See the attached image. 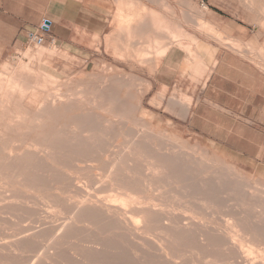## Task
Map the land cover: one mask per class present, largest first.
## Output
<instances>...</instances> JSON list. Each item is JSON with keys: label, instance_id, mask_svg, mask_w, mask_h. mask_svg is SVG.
Returning a JSON list of instances; mask_svg holds the SVG:
<instances>
[{"label": "rangeland", "instance_id": "374dc122", "mask_svg": "<svg viewBox=\"0 0 264 264\" xmlns=\"http://www.w3.org/2000/svg\"><path fill=\"white\" fill-rule=\"evenodd\" d=\"M150 2L152 8L166 11L171 21L173 19L179 21L184 26V29L191 34L198 35V32L206 30L207 21L212 19V15H217L216 17L226 22L231 21L235 25L232 27L231 45H235L236 41L241 42L243 47L252 51V58L260 66L264 67V0H150ZM102 3L104 5L108 4L105 9L109 11L112 5L111 0H103ZM119 4L120 6H124L123 10H126L128 5L127 0H120ZM135 6L137 7V5ZM218 9L222 12L218 13ZM240 20L246 22L247 31L245 35H239L235 30ZM158 24V20L152 17L150 24L147 25L148 28L145 27L146 25H143L144 28L141 27V29L131 34L135 46L129 52H136L135 55L115 57L110 47L109 49L103 48L99 49L97 56H94L95 53L90 57L72 56L69 69L66 67L62 69L63 66L57 71L50 69L51 66L42 61V58L46 55L42 47L26 46L18 49L16 52L0 57V110H2L0 111V160L8 152L23 154L26 147L34 148L43 145L45 147L48 144L45 142L59 132L62 134V138L67 140L66 144H68L67 147L69 149L66 152V156L58 157L55 162L51 161V159L40 160L38 157H33V155H25L22 158H18L21 162L25 161V159H30L27 172L30 176L29 178L32 179H28L27 183H19L13 177L11 179L4 178L1 181L0 177V199L5 200H2L3 203L1 202L0 204L7 205L8 211V213H3L0 217V222L2 221L0 224L3 223V225H0L2 226L0 227V239H3L4 243L5 241L8 242L3 236L10 235V237L19 241L24 247L22 251H16L18 259H13L15 262L11 261V259H0V264L1 262L2 264H15L16 262V264H22L23 262H25L23 264H42L46 260L47 263L45 264H57L56 262L64 264L63 262L67 259H70V263L67 260L65 264L67 262L73 264L71 260L75 262L74 264H96L97 262V264H100L102 261V264H117L118 261V264H128L130 261L129 264H194V262L197 264H241V262L243 264L245 262L244 264H247L245 259H255L256 257L258 261H261V264H264V253H261L264 252V183L256 175L253 168L246 166L227 153L214 150L206 141L194 136L186 128V125L175 117L180 116L184 110L181 101L185 97L181 95L185 91L188 92V81L180 80L178 87H175V89L170 87L167 93H164L158 84V79L156 80L158 75L154 77L152 74H149V68H145L149 64L145 65L144 63V61H151L150 65L153 67L155 62L160 58V56L149 54V52L156 51L160 42ZM172 26L170 24L167 25L168 28ZM167 35L169 38V30ZM127 43V34L124 32L117 42L119 50L127 51ZM187 43L188 56L186 62L188 66L186 64L183 65L184 69L195 71L200 76L205 75L208 66L202 62V58L207 56V59H210L209 55L206 54L210 50L201 47L197 48L191 40H188ZM137 53H141V55ZM59 63L61 64V62ZM29 69L32 70V73L29 72L31 71ZM11 76L15 77L11 78ZM6 79L7 81H5ZM9 80L10 83L12 82V85H8ZM13 81L16 83L14 84ZM6 82L7 85H5ZM41 82H45V84ZM42 85L45 87L43 88ZM3 89H7V91L11 89V91H6L7 93L4 91L3 93ZM30 91H34V93L31 94ZM36 91H39L40 94L39 92L35 93ZM48 92L53 93L49 95ZM34 94H36L37 98L35 96L32 97ZM54 95H57L58 98ZM35 99H38V104L35 102ZM23 109L26 110L24 111ZM35 113L38 115H34ZM29 123L30 125H28ZM39 131L45 132L44 140H41L35 134ZM93 132L95 137L92 140L84 138L85 134ZM25 133L27 134L25 135ZM79 136L80 140H78ZM76 141H78L77 144H75ZM133 153L137 155L134 156ZM154 155L157 158H153ZM157 155H162V157H158ZM159 160L161 164L166 165L165 167L171 166L176 162H181L179 168L187 174L173 176L164 173L162 176L163 181L158 184L155 181L156 176L154 175V169L157 168L152 166L151 162H159ZM109 164L114 165L115 170H117L115 174L118 178H124L121 171L126 169L125 171L131 172L129 173L130 175H141V177L149 180L147 184L150 188L137 192L135 196H141L152 204L158 202L155 200V196H161L164 206H157L158 209L162 208L163 211L183 215L194 212L193 216L196 219L197 227L203 226L212 229L217 227V232L219 230L227 232L229 237H226V239L219 237L211 239V242L216 239L213 243L219 242L225 244L223 250L216 253L212 252L215 259L203 258L207 252L202 251L195 245L199 241L184 239V241L180 240L181 245L179 250L174 249L172 251L174 256H168L171 258L170 260L162 255L163 252L154 241L138 240L143 244L140 248V245L136 244L133 240L131 242L133 238L131 232H125V235L119 234L121 233L120 231L124 232V230L121 229L119 231L118 228H113V225L107 224L106 218L108 216L97 209L96 206L88 205L90 201L101 206L104 203H110V198L113 194L110 191V181L114 176L109 175ZM147 169L150 170L148 171ZM145 172H147L146 176L144 175ZM190 176H193L198 181L201 180L203 188L194 192L186 191L184 180L186 177L190 178ZM33 178L35 182L31 181ZM55 178H57L56 181ZM174 178H177V180ZM210 178L214 180L212 182L213 185L217 183L223 188L222 192L219 191L220 189H210L207 187ZM4 181L7 184H4ZM158 185L168 187L157 189ZM5 190H10L11 192L9 193L16 196L14 195L13 199L3 198L7 195ZM107 190L110 192L108 193ZM53 194L57 197L53 196ZM185 195L196 198L195 201L197 203L200 202L199 197L216 199L215 197L220 196L221 198L216 199L217 202L208 207L209 209L207 210L212 212V215H209L205 212L206 208L201 205L176 206L178 203L185 202ZM42 198L48 200L49 203L51 199H54L58 208L56 204L52 208H47L42 204L40 206L39 199L41 200ZM81 198L82 200L84 198V200L82 201ZM72 204H74L75 210ZM80 205H84L85 207L81 209L76 208V206ZM182 208H186V211L182 210ZM110 209L114 208L111 207ZM187 211L188 213H185ZM56 213L59 215H56ZM235 213H239L240 215L241 237H234L231 231V228H235V225L229 216H233L234 214L238 217ZM65 214L69 217L65 216ZM225 216L228 219L224 218ZM70 218L72 219L70 220ZM36 223L37 225H35ZM95 232H100L99 236L96 237ZM151 232L158 234L160 230L155 227ZM38 234L40 235L38 236ZM70 236H74L75 238H71ZM41 238L44 240L42 241L44 249L39 248L40 252V250L35 249V246L42 247L41 242H39L42 240ZM92 238L104 243L107 250L93 253V250H86L80 246L81 243L85 244L91 241ZM51 239L52 241L50 242ZM69 239H72V241L69 242ZM113 240H116V242H113ZM240 240L243 243H240ZM76 241L78 242L76 243ZM226 242L231 244L228 245ZM4 243L2 242L0 245H4ZM232 243L236 245V248L229 249L230 246H233ZM52 247L59 251L55 254L53 250L56 249ZM27 248H30V251ZM73 248L83 257L84 251H91L84 257H89V259L76 260L72 258V253L75 252ZM60 249L64 250L60 251ZM83 249L85 250L83 251ZM36 250L38 252H35ZM3 251L8 252L5 249ZM31 251L34 252L30 255ZM232 251H235V254H232ZM46 252L49 255L44 257L47 254ZM59 252H65V257ZM247 252L252 253L248 254ZM26 253L27 256H25ZM219 253L221 254L220 257ZM237 253L239 254L237 255L238 258H235ZM3 255L7 257L6 254ZM131 255H137L136 259ZM186 255L191 257L188 258ZM49 256L52 259H49ZM60 256L61 258H59ZM56 258L57 260H55ZM96 258H98V261H96ZM173 258L176 259L172 260ZM94 259L96 262H94ZM227 259L229 260L227 261Z\"/></svg>", "mask_w": 264, "mask_h": 264}, {"label": "crops", "instance_id": "0c3cea01", "mask_svg": "<svg viewBox=\"0 0 264 264\" xmlns=\"http://www.w3.org/2000/svg\"><path fill=\"white\" fill-rule=\"evenodd\" d=\"M119 1L111 0L108 11L103 0H0V57L26 46L42 47L46 52L42 61L57 71L61 66L69 69L72 56H97L103 48L110 47L115 57L135 55L129 52L135 46L131 34L147 27L153 17L159 23L160 42L149 54L160 58L153 67L151 61H144L149 64L145 68L154 77L158 75L164 93L178 87L180 80L188 81V92L181 95L184 110L175 117L214 150L253 168L264 183V67L241 42L231 45L235 25L212 15L206 30L191 34L179 21H171L166 11L152 8L150 0H127L126 10ZM44 21L49 22L48 34L40 46H34L29 35ZM168 24L173 26L168 28ZM235 30L245 35L246 22L240 20ZM124 32L125 52L117 45ZM49 37L54 38L53 43ZM188 40L197 48L210 50L206 53L210 59L202 58L208 66L205 75L183 67L188 66Z\"/></svg>", "mask_w": 264, "mask_h": 264}, {"label": "bare ground", "instance_id": "6f19581e", "mask_svg": "<svg viewBox=\"0 0 264 264\" xmlns=\"http://www.w3.org/2000/svg\"><path fill=\"white\" fill-rule=\"evenodd\" d=\"M161 51H163L162 49H161ZM160 53H162V52H160ZM137 55V54H136ZM162 55V54H161ZM129 58V57H128ZM21 67V66H20ZM25 67V66H24ZM27 68H29L28 66H27ZM26 69V68H25ZM25 69H24V71H25ZM18 70V69H17ZM20 70V69H19ZM22 70V69H21ZM29 70H31V69H29ZM13 71V70H12ZM29 72H31L32 73V70L31 71H29ZM21 73V72H20ZM25 73V72H24ZM28 73V72H27ZM14 74V73H13ZM9 75V74H8ZM10 75H11V72H10ZM42 75V74H41ZM38 76V75H37ZM13 77H15V76H13ZM12 76H11V78H13ZM32 77V76H31ZM10 78V77H9ZM10 78V79H11ZM16 78H17V76H16ZM30 78V77H29ZM33 78H35V77H33ZM8 79V78H7ZM7 79L5 80V81H7ZM15 79V78H14ZM18 79H19V77H18ZM31 79V78H30ZM36 79V78H35ZM41 79V78H40ZM11 80H13V79H11ZM17 80V79H16ZM16 80H14V81H16ZM20 80V79H19ZM25 80H27V79H25ZM29 80V79H28ZM37 80V79H36ZM13 81V83L15 84L16 82H14ZM41 81H43V80H41ZM27 82H29V81H27ZM41 83H44L45 84V82H41ZM41 83H39V84H41ZM5 84V83H4ZM9 84H11L12 85V82L10 83V80H9V83H8V85ZM14 84H13V87H14ZM32 84V83H31ZM5 85H7V82H6V84ZM4 85V86H5ZM27 85H28V83H27ZM26 85V86H27ZM36 85V84H35ZM37 86V85H36ZM43 86V85H42ZM45 86H43V88H44ZM5 88V87H4ZM8 88H9V86H8ZM7 88V89H8ZM11 88V87H10ZM15 88H17V87H15ZM27 88H29V87H27ZM7 89L6 90H4L3 89V93H4V91H5V93H7L8 91H11V89H13V88H11V89H9L8 91H7ZM46 89V88H45ZM7 91V92H6ZM40 91V90H39ZM39 91H36L35 93H37V92H39ZM27 92V91H26ZM31 92V94L32 93H34V91L32 92V91H30ZM78 92V91H77ZM3 93H1V94H3ZM45 93V92H44ZM51 93V92H50ZM50 93L48 92V94L50 95ZM53 93V92H52ZM51 93V94H52ZM39 94H40V92H39ZM48 94H47V96H48ZM54 94H56V93H54ZM62 94V93H61ZM80 94V93H79ZM83 94V93H82ZM7 95V94H6ZM13 95V94H12ZM12 95H11V97H12ZM20 95V94H19ZM26 95V94H25ZM30 95V94H29ZM36 94H34L32 97H34ZM78 95V94H77ZM8 96V95H7ZM6 96V97H7ZM23 96V95H22ZM55 96V95H54ZM2 97V96H1ZM5 97V99H7ZM31 97V98H32ZM36 98H37V96H35ZM49 98H50V96H48ZM56 98H58L57 97V95L55 96ZM54 97V98H55ZM60 97V96H59ZM24 98V97H23ZM61 98H63V97H61ZM60 98V99H61ZM78 98V97H77ZM29 99V98H28ZM52 99V98H51ZM59 99V100H60ZM64 99V98H63ZM3 100H4V98H3ZM36 101L35 102H37V104H38V99H35ZM41 100V99H40ZM44 100H46V99H44ZM72 100V99H71ZM79 100V99H78ZM34 101V100H33ZM80 101V100H79ZM8 102V101H7ZM7 102H5L6 104H7ZM54 102V101H53ZM52 102V103H53ZM30 103H31V101H30ZM41 103V102H40ZM39 103V104H40ZM74 103H76V101H74ZM2 104H3V101H2ZM42 104V103H41ZM79 104H81V103H79ZM16 105H18V104H16ZM32 105V104H31ZM76 105H78V104H76ZM75 105V106H76ZM1 106V105H0ZM14 106V105H13ZM22 106V105H21ZM80 106V105H79ZM2 107H4V106H2ZM16 107V106H15ZM20 108V107H19ZM17 109V108H16ZM49 109V108H48ZM70 109V108H69ZM73 109V108H72ZM24 110V109H23ZM26 110V109H25ZM24 110V111H25ZM37 110H39V109H37ZM0 111H2V110H0ZM40 111H41V109H40ZM21 113V112H20ZM78 113V112H77ZM131 113V112H130ZM1 114V113H0ZM3 114V113H2ZM11 114V113H10ZM16 114V113H15ZM27 114V113H26ZM33 114V113H32ZM37 113H35L34 115H36ZM69 114V113H68ZM38 115V114H37ZM40 115V114H39ZM1 116V115H0ZM16 116H18V115H16ZM41 117V116H40ZM13 118H14V116H13ZM18 118V117H17ZM16 118V119H17ZM36 118V117H35ZM68 118V117H67ZM9 119V118H8ZM39 119V118H38ZM11 120V119H10ZM47 120V119H46ZM33 121V120H32ZM36 121H38V120H36ZM9 122H11V121H9ZM31 122V121H30ZM26 125V124H25ZM28 125H30V123L28 124ZM34 125H36V124H34ZM20 126V125H19ZM49 126V125H48ZM3 128V127H2ZM26 128V127H25ZM29 128V127H28ZM75 128V127H74ZM18 129H19V127H18ZM56 129V128H55ZM23 130V129H22ZM26 130V129H25ZM74 132V131H73ZM81 133V132H80ZM27 133H25V135H26ZM36 135H38L40 138H41V140H44L45 139V132H41V131H39V132H37V133H35ZM82 134V133H81ZM25 137V136H24ZM95 137V134H94V132L93 133H88V134H85L84 135V138H88L87 140H92L93 138ZM40 138H38V139H40ZM82 139V138H81ZM15 140V139H14ZM78 140H80V136H79V139ZM74 141V140H73ZM110 141H111V139H110ZM77 142L78 141H76L75 142V144H77ZM18 143V142H17ZM22 143V142H21ZM45 143H48L47 144V146H45L44 147V145L43 146H37V147H34V148H28V147H26L25 149H24V151H23V154H19V153H15V154H12L11 152H8V154L2 159V160H0V177H1V181H3V179L4 178H8V179H11L12 177L13 178H16V181H18L19 183L20 182H22V183H27L28 182V179H32V178H29L30 176L28 175V172H27V170L29 169V164L30 163H28L29 161H30V159H25V161H23V162H21L18 158H22L23 156H25V155H33V157L35 156V157H38L40 160H47V159H51V161H56L57 160V158L58 157H60V156H66L67 155V151L69 150L68 149V147H67V145L68 144H66L67 143V140L66 139H64V138H62V134H60V132L57 134V135H55V136H53V137H51L48 141H46ZM13 144V143H12ZM31 144V143H30ZM185 144V143H184ZM17 146V145H16ZM26 146V145H25ZM93 146V145H92ZM130 146V145H129ZM11 147V146H10ZM14 147V146H13ZM9 148V147H8ZM10 149V148H9ZM98 149V148H97ZM99 150V149H98ZM145 152V151H144ZM88 153V152H87ZM131 154V153H130ZM134 154V153H133ZM132 154V155H133ZM157 154V153H156ZM137 155V154H136ZM135 154H134V156H136ZM116 156V155H115ZM147 156V155H146ZM158 156V155H157ZM159 156H161L162 157V155H159ZM158 156V157H159ZM74 157V156H73ZM101 157V156H100ZM104 157V156H103ZM102 157V158H103ZM127 157H128V155H127ZM126 156H125V158H127ZM141 157V156H140ZM37 158V159H38ZM76 158V157H75ZM81 158H83V157H81ZM108 158V157H107ZM114 158V157H113ZM117 158V157H116ZM135 158V157H134ZM153 158H157L156 157V155H154L153 156ZM103 159H105V158H103ZM97 160V159H96ZM147 160V159H146ZM172 160V159H171ZM89 161V160H88ZM93 162V161H92ZM95 163H96V161H94ZM153 162V161H152ZM151 162V165L152 166H155L157 169H154V175L156 176V179H155V181L158 183V184H160L163 180V178H162V176L164 175V173H167L168 175H173V176H176V175H181V174H187L186 172H183V171H181V169L179 168L180 167V165H181V162H176V163H174V164H172L171 166H168V167H165L166 165H163V164H161L160 163V160H159V162H153L152 163ZM48 164H50L49 162H47ZM87 163V162H86ZM112 163V162H111ZM38 164V163H37ZM59 164V163H58ZM80 164V163H79ZM84 164V163H83ZM82 164V165H83ZM89 164V163H88ZM104 164V163H103ZM114 164V163H113ZM113 164H109L108 165V170H109V175L111 174L112 176H114V178H112L111 179V181H110V191L111 192H113V194L111 195V198H110V203L108 204V203H104V205L103 206H101L100 204L98 205V204H96L95 202H93V200H92V202L93 203H91V201H90V203H88V205H94V206H96V208L97 209H99V210H101L103 213H105L108 217L106 218V223L108 224H111V225H113L112 227L113 228H118V230L120 231L121 229H123L124 230V232L123 231H120L121 233H119V234H121V235H125V232H131V235L133 236V238L131 239V242H132V240L136 243V244H138V245H140V248H141V246H143V244L140 242V241H138V240H141V241H145V240H151V241H154V243L157 245V247L163 252L162 253V255L167 259V258H169L170 260H171V258L170 257H168V256H174L173 254L174 253H172V251L174 250V249H178L179 250V248H180V245H181V242H180V240H182V241H184V239H186V240H189V241H199V243H197V244H195L199 249H201L202 251H206L207 252V254L206 255H204V257L203 258H207V259H215L214 258V256H213V254H212V252H214V253H216V252H220L221 250H223V246L225 245V244H222V243H219V242H216V243H213L214 241H216V239H214V241L213 242H211V239H213V238H217V237H219V238H223V239H226V237H229V235L227 234V232H225L224 230H219V232H217V227L215 228V229H212V228H207V227H203V226H201V227H197L196 226V219H195V217L193 216V214H194V212H191V213H189L188 215H186V214H172V213H169L168 211L166 212V211H163L162 210V208H160V209H158L157 208V206L159 207V206H164V201L162 200V198H161V196H155L154 198H155V200L156 201H158L157 203H150V202H147L146 200H145V198H142L141 196H135V194L137 193V192H139V191H144V190H146V189H149L150 187L148 186V182H149V180L148 179H146V178H143V177H141V175H135V174H132V175H130L129 173H131V172H127V171H125L126 169H124V171L122 170L121 172L123 173V175H124V178H118L117 176H116V174H115V172H117V170H115V168H114V165ZM185 164V163H184ZM98 165V164H97ZM131 165V164H130ZM149 165V164H148ZM35 166V165H34ZM136 166H137V164H136ZM147 166V165H146ZM146 166H145V168H146ZM183 166V165H182ZM67 167V166H66ZM70 167V166H69ZM127 167V166H126ZM125 167V168H126ZM76 168V167H75ZM86 168V167H85ZM123 168V167H122ZM147 168H148V166H147ZM150 168V167H149ZM80 169V168H79ZM192 169V168H191ZM43 170V169H42ZM129 170V169H128ZM148 170V169H147ZM150 170V169H149ZM148 170V171H149ZM105 171V170H104ZM74 172H75V170H74ZM77 172V171H76ZM119 172V171H118ZM88 173V172H87ZM91 173H93V172H91ZM106 174V173H105ZM146 174H147V172H145V176H146ZM151 174H152V172H151ZM205 174V173H204ZM80 175V174H79ZM83 175V174H82ZM103 176V175H102ZM205 176V175H204ZM35 177H37V175H35ZM104 177H105V175H104ZM103 177V178H104ZM175 180H177V178H174ZM57 180V178H55V181ZM210 180V182L207 184V187L208 188H210V189H217V190H219L220 192H222L221 190H223V188L221 187V186H219L217 183L215 184V185H213L212 184V182L214 181L213 179H209ZM32 182H35V179L33 178V180H31ZM98 181H99V179H98ZM100 181H102V180H100ZM30 182V181H29ZM59 182V181H58ZM104 182V181H103ZM179 182H181V181H179ZM218 182V181H217ZM173 183V182H172ZM4 184H7V182H5L4 181ZM82 184V183H81ZM97 184V183H96ZM95 184V185H96ZM99 184V183H98ZM101 184H102V182H101ZM184 184L186 185V191H191V192H194V191H197L198 189H202L203 187H202V184H203V182L200 180V181H198L197 179H194V177L193 176H190V178H188V177H186V179L184 180ZM237 184H238V182H237ZM22 185V184H21ZM103 185H105V184H103ZM159 186V185H158ZM157 186V189H161V188H164L165 189V187H168V186H159L158 187ZM182 186V185H181ZM180 186V187H181ZM23 187V186H22ZM25 188V187H24ZM86 188V187H85ZM102 188H103V186H102ZM155 188V187H154ZM87 189V188H86ZM104 190V189H103ZM37 191V190H36ZM57 191V190H56ZM108 191V190H107ZM106 191V192H107ZM110 191H108V193L110 192ZM153 191H155V190H153ZM158 191V190H157ZM160 191V190H159ZM4 192V191H3ZM9 192H11L10 190H5V193L7 194V195H5L3 198H12L13 199V197H14V195L13 194H10ZM65 192V191H64ZM101 193H103V192H101ZM156 193V192H155ZM80 194V193H79ZM87 194V193H86ZM100 194V193H99ZM106 195V194H105ZM16 196V195H15ZM53 196H55V197H57L55 194H53ZM77 196V195H76ZM85 196V195H84ZM177 196V195H176ZM261 196V195H260ZM91 197V196H90ZM96 197V196H95ZM39 198V197H38ZM69 198H71V197H69ZM76 198V197H75ZM94 198V197H93ZM184 198L186 199L185 200V202H183V203H178V204H176V206H179V207H182V206H198V205H201L202 207H205L206 208V214H209V215H212V212H210V211H208L207 209H209L208 207H210L211 205H213V203L214 202H217V200L216 199H220L221 197L220 196H217V197H215L216 199H208V198H200L199 197V199H200V202H196L195 200H196V198H194V197H192V196H189V195H185L184 196ZM24 199V198H23ZM77 199H79V198H77ZM105 199V198H104ZM3 199H0V203L2 202L3 203V201H5V200H3ZM27 200V199H26ZM25 200V201H26ZM81 200H82V198H81ZM80 200V201H81ZM83 200H84V198H83ZM82 200V201H83ZM107 200V199H106ZM10 201V200H9ZM14 201V200H13ZM20 201H21V199H20ZM33 201V200H32ZM35 201V200H34ZM151 201H153V200H151ZM241 201V200H240ZM243 201V200H242ZM14 202H16V201H14ZM28 202V201H27ZM39 204H40V206H41V204L43 205V206H45V207H47V208H52L53 206H55V200L54 199H51L50 200V203H49V201L48 200H45V199H39ZM105 202V201H104ZM108 202V201H107ZM249 202V201H248ZM30 203V202H29ZM36 203V202H35ZM115 203V204H114ZM117 203V204H116ZM30 204H32V203H30ZM81 204V203H80ZM29 205V204H28ZM34 205V204H33ZM37 205V204H36ZM73 205V207H74V204H72ZM78 205H79V203H78ZM167 205V204H166ZM251 205V204H250ZM39 206V205H38ZM56 206H57V204H56ZM254 206V205H253ZM78 207V209H81V208H83V207H85L84 205H80V206H76V208ZM111 207H113L114 209H110ZM40 208V207H39ZM47 208H45V209H47ZM57 208H58V206H57ZM56 208V209H57ZM234 208V207H233ZM42 209V208H41ZM60 209V208H59ZM58 209V210H59ZM168 209V208H167ZM186 209V208H185ZM185 209H183L182 208V210H185ZM191 209V208H190ZM258 209V208H257ZM19 210V209H18ZM62 211H63V209H61ZM74 210H75V207H74ZM111 210H113L112 212H111ZM181 210V209H180ZM198 210V209H197ZM48 211V210H47ZM93 211V210H92ZM114 211L116 212L115 214H114ZM186 211V210H185ZM222 211H223V208H222ZM8 213V211H7V205H2V204H0V217H1V215L3 214V213ZM46 212V211H45ZM78 212V211H77ZM244 212V211H243ZM25 213V212H24ZM55 213V212H54ZM63 213V212H62ZM70 213V212H69ZM184 213V212H183ZM185 213H188V211L187 212H185ZM38 214V213H37ZM46 214V213H45ZM58 213H56V215H57ZM71 214H72V212H71ZM87 214V213H86ZM93 214V213H92ZM223 214H225V212H223ZM238 217H236L234 214H233V216L231 215V216H229L230 217V219L233 221V224L235 225L234 227L235 228H231V231L233 232V236L235 237V236H237V237H241V231H242V227L239 225V224H241L240 223V215H239V213H235ZM40 215H42V214H40ZM44 215V214H43ZM47 215H49V214H47ZM59 215V214H58ZM62 215H64V214H62ZM61 215V216H62ZM75 215H76V213H75ZM81 215H82V213H81ZM243 215H245V214H243ZM18 216V215H17ZM53 216V215H52ZM60 216V218H62ZM65 216H67V214H65ZM88 216V215H87ZM51 217V216H50ZM54 217H55V215H54ZM67 217H69V216H67ZM66 217V218H67ZM73 217V216H72ZM82 217V216H81ZM221 217H223V216H221ZM13 218V217H12ZM75 218V217H74ZM83 218V217H82ZM101 218V217H100ZM224 218H226V216L224 217ZM223 218V219H224ZM43 219V218H42ZM65 219V218H64ZM72 218H70V220H71ZM76 219V218H75ZM226 219H228V218H226ZM225 219V220H226ZM4 220H5V218H4ZM38 220V219H37ZM40 220V219H39ZM57 220V219H56ZM69 220V219H68ZM69 220V221H70ZM184 220V221H183ZM62 221V220H61ZM75 221V220H74ZM89 221V220H88ZM200 221V220H199ZM256 221V220H255ZM2 222V221H1ZM0 222V223H1ZM10 222V221H9ZM51 222V221H50ZM65 222H66V220H65ZM103 222V221H102ZM226 222V221H225ZM227 222H228V220H227ZM243 222H244V220H243ZM256 222H258V221H256ZM26 223V222H25ZM27 223H28V220H27ZM30 223V222H29ZM53 223V222H52ZM64 223V222H63ZM90 223H92V222H90ZM105 223V224H106ZM50 224V223H49ZM62 224V223H61ZM65 224V223H64ZM83 224H86V223H83ZM93 224V223H92ZM211 224V223H210ZM0 225H3V223L2 224H0ZM23 225V224H22ZM35 225H37V223L35 224ZM201 225V224H200ZM57 226V225H56ZM75 226V225H74ZM88 226H90V225H88ZM227 226V225H226ZM0 227H2V226H0ZM4 227V226H3ZM71 227V226H70ZM86 228H87V226H85ZM155 227H157L159 230H160V233H158V234H154V233H152L151 232V230L152 229H154ZM208 227H210V226H208ZM3 229V228H2ZM6 229V228H5ZM55 229H58V228H55ZM54 229V230H55ZM59 229H60V227H59ZM28 230V229H27ZM70 230V229H69ZM74 230V229H73ZM88 230V229H87ZM58 231V230H57ZM75 231V230H74ZM231 231H230V233H231ZM18 232V231H17ZM26 232V231H25ZM28 232V231H27ZM35 232V231H34ZM54 232V231H53ZM55 232H56V230H55ZM59 232V231H58ZM4 233V232H3ZM22 233V232H21ZM51 233V232H50ZM57 233V232H56ZM89 233V232H88ZM93 233H94V231H93ZM100 233V232H99ZM99 233H96L95 232V235H96V237L97 236H99ZM114 233V232H113ZM252 233V232H251ZM58 234V233H57ZM64 234V233H63ZM103 234V233H102ZM115 234V233H114ZM5 235V234H4ZM40 234H38V236H39ZM50 235V234H49ZM52 235V234H51ZM94 235V236H95ZM127 235V234H126ZM247 235V234H246ZM3 236V235H2ZM19 236H20V234H19ZM67 236H68V234H67ZM87 236V235H86ZM90 236V235H89ZM88 236V237H89ZM101 236V235H100ZM108 236H109V234H108ZM112 236V235H111ZM7 237V238H6ZM11 239H9V238ZM44 237H45V234H44ZM50 237V236H49ZM71 237V236H70ZM74 237V236H73ZM73 237H71V238H73ZM118 237V236H117ZM3 238H5V239H7V241L8 242H6L5 241V243H4V241H2L1 239H0V243H4V245L2 244V245H0L1 247H0V259H11V261H14L13 259H15V260H17L18 259V256H17V250H19V251H22L23 249H24V247H23V245H21L20 243H19V241H16L15 239H13L12 237H10V235L8 236V235H6V236H3ZM33 238V237H32ZM75 238V237H74ZM104 238V237H103ZM110 238V237H109ZM247 238H248V236H247ZM9 239V240H8ZM21 239V238H20ZM24 239V238H23ZM40 239V238H39ZM42 240H40L39 242H41V244H42V241H44L43 240V238H41ZM50 239V238H49ZM53 239V238H52ZM52 239L50 240V242L52 241ZM61 239V238H60ZM67 239V238H66ZM232 239V238H231ZM75 240V239H74ZM109 240H111V239H109ZM55 241V240H54ZM70 241H72V239L70 240L69 239V242ZM102 241V240H101ZM116 242V240H113V242ZM227 241V240H226ZM34 242V241H33ZM38 241H37V243H39ZM45 242H47V241H45ZM78 241H76V243H77ZM35 243V242H34ZM72 243V242H71ZM227 243V242H226ZM240 243H243V241L241 242V240H240ZM28 244V243H27ZM36 244V243H35ZM40 244V245H41ZM44 244V243H43ZM41 245L42 247H36L35 245V249H38V250H40L39 248H42V249H44L43 248V246L44 245ZM56 244V243H55ZM75 244V243H74ZM228 244V243H227ZM226 244V245H227ZM231 244V243H230ZM230 244H228V245H230ZM248 244V243H247ZM39 245V246H40ZM62 245V244H61ZM105 244L104 243H102V242H100V241H97V240H95V238H92V240L91 241H89V242H87V243H81L80 244V246L81 247H83V248H85L86 250L88 249V250H93L92 252L93 253H95V252H98V251H105V250H107V248H106V246H104ZM115 245V244H114ZM121 245V244H120ZM130 245V244H129ZM147 245V244H146ZM232 245L233 246H230L229 247V249L230 248H232L233 249V247H235L236 248V245H234V243H232ZM28 246H29V244H28ZM50 246V245H49ZM55 246H57V245H55ZM59 246V245H58ZM73 246V245H72ZM250 246V245H249ZM262 246V245H261ZM31 247V246H30ZM59 247H61V246H59ZM245 247V246H244ZM244 247H242V248H244ZM252 247V246H251ZM34 248V247H33ZM52 248H54V247H52ZM146 248V247H145ZM150 248V247H149ZM156 248V247H155ZM227 248H228V246H227ZM234 248V249H235ZM248 248V247H247ZM3 249H5V250H7L8 252H4L3 251ZM27 249H29V251H30V248H27ZM34 249V250H35ZM46 249V248H45ZM54 249H56V248H54ZM85 249H83V251L85 250ZM126 249V248H125ZM147 249V248H146ZM250 249V248H249ZM47 250V249H46ZM45 250V251H46ZM61 250H64V249H60V251ZM69 250V249H68ZM73 250H74V248H73ZM187 250V249H186ZM196 250V249H195ZM198 250V249H197ZM258 250V249H257ZM3 251V252H2ZM27 251V250H26ZM48 251H49V249H48ZM53 251H55V254L57 253V251H59L58 249H56V250H53ZM75 251V250H74ZM109 251V250H108ZM107 251V252H108ZM149 251V250H148ZM183 251V250H182ZM235 251H237V250H235ZM235 251H232L231 253L232 254H235L234 252ZM242 251V250H241ZM247 251V250H246ZM259 251V250H258ZM24 252V251H23ZM32 252H34V251H31V253H30V255L32 254ZM35 252H38L37 250L35 251ZM40 252H41V250H40ZM39 252V253H40ZM70 252H72V251H70ZM81 252V251H80ZM88 252H91V251H88ZM88 252H85L84 251V257H85V255H88ZM138 252V251H137ZM184 252V251H183ZM226 252V251H225ZM227 252H229V251H227ZM27 253H28V251H27ZM27 253H26V255L25 256H27ZM43 253H45V252H43ZM42 253V254H43ZM47 253V252H46ZM50 253V252H49ZM59 253H61V252H59ZM65 252H63V253H61V254H63L64 255V257H65V254H64ZM87 253V254H86ZM111 253H112V251H111ZM154 253V252H153ZM248 253V252H247ZM250 253V252H249ZM248 253V254H249ZM252 253V252H251ZM250 253V254H251ZM259 253H260V251H259ZM261 253H264V252H261ZM3 254H6L7 255V257H4V255ZM20 254V253H19ZM23 254V253H22ZM29 254V253H28ZM54 254V253H53ZM60 254V255H61ZM67 254V253H66ZM121 254V253H120ZM130 254V253H129ZM179 254V253H178ZM185 254V253H184ZM38 255V254H37ZM36 255V256H37ZM46 255H49L48 253L47 254H45L44 255V257L46 256ZM50 255H52V254H50ZM57 255H59V254H57ZM68 255V254H67ZM94 255V254H93ZM119 255V254H118ZM117 255V256H118ZM159 255V254H158ZM201 255V254H200ZM237 255H239L238 253L236 254V256H235V258L237 257ZM253 255V254H252ZM19 256H21V255H19ZM22 256H24V255H22ZM53 256V255H52ZM72 258H74V259H76V260H78V259H89V257L88 258H84L82 255L80 256V254L79 253H77L76 251L74 252V253H72ZM112 256V255H111ZM133 258H135L136 259V257H137V255H131ZM196 256V255H195ZM202 256V255H201ZM221 256V254L219 253V257ZM247 256V255H246ZM94 257V256H93ZM120 257V256H119ZM157 257V256H156ZM186 257H188L187 255H186ZM191 257V256H190ZM190 257H188V258H190ZM240 257V256H239ZM17 258V259H16ZM21 258V257H20ZM25 258V257H24ZM28 258V257H27ZM27 258H26V260H27ZM32 258H33V256H32ZM49 259L51 258L52 259V257L51 256H49L48 257ZM54 258V257H53ZM59 258H61V256L59 257ZM92 258V257H91ZM154 258V257H153ZM178 258V257H177ZM197 258H198V256H197ZM238 258V257H237ZM257 258V257H256ZM254 259V258H250V259H245V261L247 262V264H261V261H258L257 259ZM29 259V258H28ZM38 259V258H37ZM47 259V258H46ZM65 260H66V258H64ZM176 259V258H175ZM174 258L172 259V260H175ZM192 259V258H191ZM20 260V259H19ZM39 260H41L40 258H39ZM55 260H57V258L55 259ZM68 260V262L70 263V259H67ZM66 260V261H67ZM91 260V259H90ZM100 260V259H99ZM113 260V259H112ZM125 260V259H124ZM229 259H227V261H228ZM66 261H64L63 263L65 264V262ZM72 262L71 263H75V262H73V260H71ZM85 261V260H84ZM89 261V260H88ZM87 261V262H88ZM93 261V260H92ZM96 261H98V258H96ZM95 261V259H94V262H96ZM139 261V260H138ZM142 261V260H141ZM177 261H178V259H177ZM187 261V260H186ZM192 261V260H191ZM15 262V261H14ZM18 262H20V261H18ZM37 262H39V261H37ZM56 262V261H55ZM67 262V263H68ZM91 262V261H90ZM101 262V261H100ZM112 262V261H111ZM116 262V261H115ZM119 262V261H118ZM118 262H117V264H118ZM121 262V261H120ZM131 262V261H130ZM129 262V263H130ZM134 262V261H133ZM176 262V261H175ZM188 262V261H187ZM232 262V261H231ZM5 263V262H4ZM17 263V262H16ZM15 263V264H16ZM22 263V262H21ZM23 263H25V262H23ZM22 263V264H23ZM28 263V262H27ZM40 263V262H39ZM45 263H47V260H46V262L44 261L42 264H45ZM57 264L59 263V262H56ZM66 263V264H67ZM68 263V264H69ZM83 263V262H82ZM98 263V262H97ZM96 263V264H97ZM102 263H103V261H102ZM102 263H100V264H102ZM122 263V262H121ZM125 263V262H124ZM128 263V264H129ZM151 263V262H150ZM245 263V262H244ZM243 263V264H244ZM1 264H2V262H1ZM9 264V263H8ZM60 264V263H59ZM80 264V263H79ZM84 264V263H83ZM93 264H95V263H93ZM116 264V263H115ZM123 264V263H122ZM135 264V263H134ZM139 264V263H138ZM153 264V263H152ZM187 264V263H186ZM194 264H197V263H195L194 262ZM203 264V263H202ZM229 264V263H228ZM241 264H242V262H241Z\"/></svg>", "mask_w": 264, "mask_h": 264}, {"label": "built area", "instance_id": "2783aa9c", "mask_svg": "<svg viewBox=\"0 0 264 264\" xmlns=\"http://www.w3.org/2000/svg\"><path fill=\"white\" fill-rule=\"evenodd\" d=\"M48 31H49V22L44 21L42 25L38 28V30L30 33L29 35L30 43H32L34 46H40L44 42V39L48 34ZM48 40L51 43L54 42L53 37H50Z\"/></svg>", "mask_w": 264, "mask_h": 264}]
</instances>
